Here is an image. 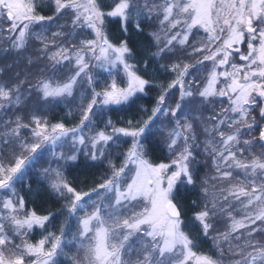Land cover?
I'll use <instances>...</instances> for the list:
<instances>
[{"label":"snow or ice","instance_id":"obj_1","mask_svg":"<svg viewBox=\"0 0 264 264\" xmlns=\"http://www.w3.org/2000/svg\"><path fill=\"white\" fill-rule=\"evenodd\" d=\"M0 264H264V0H0Z\"/></svg>","mask_w":264,"mask_h":264},{"label":"trees","instance_id":"obj_2","mask_svg":"<svg viewBox=\"0 0 264 264\" xmlns=\"http://www.w3.org/2000/svg\"><path fill=\"white\" fill-rule=\"evenodd\" d=\"M153 94H154V93H153ZM153 94H150V95H153ZM144 103L147 104L148 102H147V101H144ZM148 106L151 107L150 104H148ZM121 115H124V116H125V119H127V118H128V115H130V114L117 113L116 116H114L113 118H114V119H117V118H119V116H121Z\"/></svg>","mask_w":264,"mask_h":264}]
</instances>
